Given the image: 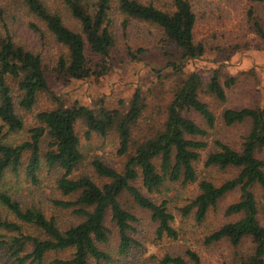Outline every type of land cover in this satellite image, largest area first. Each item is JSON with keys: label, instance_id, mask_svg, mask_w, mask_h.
Listing matches in <instances>:
<instances>
[{"label": "trees", "instance_id": "trees-1", "mask_svg": "<svg viewBox=\"0 0 264 264\" xmlns=\"http://www.w3.org/2000/svg\"><path fill=\"white\" fill-rule=\"evenodd\" d=\"M248 1L253 3L247 11L248 18L264 41V24L254 6L264 4V0ZM203 2L0 0V207L16 218L11 220L0 210V229L7 232L0 234L4 237L0 244L14 250L18 264H46L50 252L70 255L47 264H115L117 259L105 247L113 230L119 235V254L130 253L134 245H139L132 236L138 231L139 217L123 202L124 194L150 212L158 224V237L176 239L179 232L169 206L172 200L159 202L151 194L168 193L172 183L177 182L197 184L196 195L178 211L183 218L194 215L199 223L218 208L226 195L239 190L240 198L225 208L228 219L208 233L204 242L226 241L241 248L224 264H264V225L254 191L256 187L264 191V100L240 108L225 106L220 117L211 103L203 100L205 94L226 104L227 90L238 81L237 75L221 68L211 69L206 76L186 69L189 61L206 53V43L196 39L200 11L197 4L203 7ZM67 17L74 22L68 23ZM15 25L25 33L48 35L63 47L53 68H49L43 51L18 40ZM141 25L157 29L161 44L162 59L150 68L157 80L155 90L158 87L159 92L169 93L168 103L158 107L163 114L158 126L153 119L157 108L149 109L142 85L118 108H110L102 100L92 105L68 104L67 99L52 91L49 70L53 78L67 85L73 80H100L112 72L120 55L127 54L129 61L143 60L148 48L139 46L134 51L130 43L120 44L121 37L127 39ZM12 81L17 82V89ZM42 93L51 95L56 106L36 111L28 138L16 143L11 135L26 128L18 107L33 111ZM218 123L227 127L250 124L240 149L221 137L210 140ZM81 124L88 141L93 134L106 137L116 132L118 154L127 157L122 169L99 155L90 156V144H85L78 132ZM27 152L30 156L25 164ZM89 157L94 174L78 173ZM202 159L205 168L239 171L220 184L208 176L199 179L198 163ZM44 167L62 170L56 189L63 197L53 198L52 204L71 212L77 222L60 225L56 216H48L36 203L25 204V199L7 186L9 173L18 174L22 168L34 184H39V172ZM26 226L35 233L25 234ZM246 242L250 245L244 250ZM162 262L213 264L192 249L187 250V256L167 253Z\"/></svg>", "mask_w": 264, "mask_h": 264}, {"label": "rangeland", "instance_id": "rangeland-1", "mask_svg": "<svg viewBox=\"0 0 264 264\" xmlns=\"http://www.w3.org/2000/svg\"><path fill=\"white\" fill-rule=\"evenodd\" d=\"M252 6L253 3L248 0H204L203 7L197 4L200 11L196 27V39L206 43V53L200 59L189 61L186 69L201 71L206 76L211 69L221 68L224 72L238 76L237 84L232 89L227 90L229 100L226 104L218 103L210 95L203 94L202 96L204 101L211 103L213 110L219 117L225 106L240 108L262 103L264 100V41L257 36L248 18L247 11ZM254 6L257 7L264 24V4H254ZM67 22L72 24L74 21L67 17ZM15 28H17L18 40L31 48L36 47L39 51H43L44 57L50 65L49 68H53L55 66L54 60L63 51V47L48 35L42 36V34L34 31L25 33L17 25ZM157 33L158 30L153 26L141 25L140 30H132L127 39L121 37L120 44L124 45L128 42L134 51L139 46L148 48V51L142 55L145 58L139 61H129L127 54L125 56L120 55L112 72L98 81L73 80L64 85L52 77L48 68L52 91L67 99L68 104L79 102L84 105H92L102 100L108 107L118 108L121 107L120 102L122 100L127 103L135 88L142 85L148 97L149 109L152 111L157 108L153 119L155 120L154 124L158 126L163 118L158 107L168 103L169 93L168 90L167 92H159L158 87L157 91L155 90L157 80L150 70L156 61L162 59L159 52L161 44L158 43L159 35ZM11 83L13 88L17 89V82L12 81ZM55 106L56 102L51 95L42 93L33 111H26L18 107V112L25 120L26 128L17 134H12L11 140L16 143L26 140L29 135L28 129L34 124L35 112ZM196 118L198 122L204 124L203 119L197 116ZM249 127V123L232 127L218 123L210 140L221 137L236 149H240L243 136L247 134ZM78 132L82 136L83 142L90 144V156L99 155L110 165L118 169L123 168L127 157L118 154L119 139L116 132H112L106 137L93 134L89 141L85 138L83 124L78 126ZM29 156V152L25 153V164H27ZM89 160L90 157L85 160V164L80 166L78 173L89 172L94 174L89 165ZM198 169L200 172L199 179L208 176L218 184L235 176L239 171L238 168H205L203 159L198 163ZM61 174L62 170L44 167L39 172L40 183L34 184L22 168L18 174L9 173V185L7 186L13 187L11 188L12 191H16L20 198L25 199V204L36 203L48 216H56L60 225L67 226L77 222L78 218L71 212L55 208L52 204L53 198L63 197L61 192L56 189V179ZM96 180L100 181L98 178ZM254 191L260 210L259 219L264 225V191L260 187H256ZM197 192V184L183 185L177 182L172 183L168 193L151 194L159 202L167 198L172 200L169 206L176 216L174 225L179 232L176 239L166 236L158 237L156 233L158 224L153 221L150 212L139 208L133 203L129 195L124 194L123 202L139 217V222L136 224L138 231L132 234L139 245H134L130 253L119 254L120 239L117 230H113L111 240L105 247L117 259L115 264H166L162 262L165 254L187 256L188 249L197 251L203 260L213 264H224L231 261L236 254L235 252L241 248H235L226 241L207 244L204 242V238L228 219L224 216L225 208L240 198V192L235 190L226 195L220 201L218 208L212 210L202 223L197 222L194 215L183 218L181 212L178 211V207L187 204L188 200ZM0 210L11 220H16L5 209L0 207ZM24 232L25 234H34L35 230L26 226ZM6 233L5 230L0 229V234ZM3 238L0 237V240ZM249 245L250 243L246 242L243 249L246 250ZM28 250H31V245L28 246ZM13 253L14 250L10 251L9 245L0 244V264H18L16 255ZM22 255L23 253H21ZM69 255L70 252H50L46 257V264L54 258L69 257ZM25 264H29V261Z\"/></svg>", "mask_w": 264, "mask_h": 264}]
</instances>
